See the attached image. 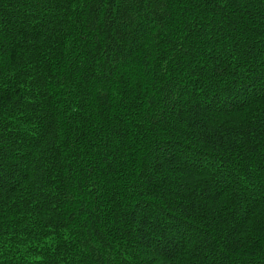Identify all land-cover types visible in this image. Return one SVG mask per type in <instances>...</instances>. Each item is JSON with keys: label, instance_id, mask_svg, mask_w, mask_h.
Masks as SVG:
<instances>
[{"label": "trees", "instance_id": "1", "mask_svg": "<svg viewBox=\"0 0 264 264\" xmlns=\"http://www.w3.org/2000/svg\"><path fill=\"white\" fill-rule=\"evenodd\" d=\"M0 264H264V0H0Z\"/></svg>", "mask_w": 264, "mask_h": 264}]
</instances>
